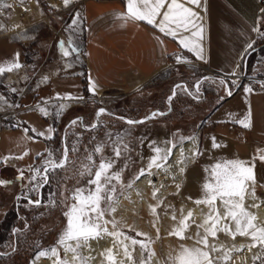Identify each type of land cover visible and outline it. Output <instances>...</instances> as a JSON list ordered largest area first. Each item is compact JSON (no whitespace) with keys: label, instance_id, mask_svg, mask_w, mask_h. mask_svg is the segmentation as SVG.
Wrapping results in <instances>:
<instances>
[{"label":"rangeland","instance_id":"1","mask_svg":"<svg viewBox=\"0 0 264 264\" xmlns=\"http://www.w3.org/2000/svg\"><path fill=\"white\" fill-rule=\"evenodd\" d=\"M37 2L38 1L35 0L36 7L39 9L40 7ZM44 2L47 4V7L41 9L43 13L40 17L34 16L31 13L23 14L8 7H0V10L3 11V13L0 14V24L4 26L3 29H0V35L7 34L11 38L23 42L26 45L25 53L29 57L24 64L27 92L23 96L26 99L24 100L21 98V100H24L22 104L28 103L33 99L34 94L30 96L29 92L32 90H28V85L35 80H41L43 85L33 91H35L36 94L45 93L50 97H52L55 92L46 91V89L45 91H38L46 87V83L50 78L53 77L52 81L54 84H58L62 87L71 86L73 88L78 81L72 75H75L76 70L79 68L76 65V61L80 53L81 44L80 0H73L67 7L63 5L62 0H44ZM32 4V0H27V5ZM77 13H79V20L76 30L74 32L66 31ZM70 35L72 36L75 46L78 48V52L71 53L68 57H65L61 48L58 47V42L65 41V47H67V40ZM256 42H258V40L255 41V43ZM256 50L257 54L264 53V47L257 46ZM69 64H71V67L67 66ZM176 70L180 73L192 71L198 75L204 74L199 67L178 63L165 66L153 76L151 82L161 83L163 79L171 77L173 73L175 74V72H177ZM45 78L47 79L45 80ZM54 84L53 86H55ZM56 92L60 95H65V93H67L66 91ZM167 92L168 91H131L121 93L120 91L114 90L101 91L95 94L85 92V94L80 96L83 97V99L68 100V103H66L62 111L60 110V106H56L59 113H61L57 130V133L60 135L58 136V139H60V146L57 147V143L54 144L55 151L54 153L52 152V159L59 161L60 156H63L67 149L68 163L63 168H57L55 171L48 172V182L42 183L40 187V190L42 188V194L39 190V197L37 199L34 198L35 188L37 189V186L35 187L34 185H38L41 180L40 177H37V181H31L32 176L30 175V169L33 167L21 163L17 166H13V168H7L8 166H5L0 169V179L11 182L7 185L0 186V229L1 226L8 221L9 217L6 216L8 212L12 214H23L27 221L24 232H19L17 229V227L19 228L21 226V221L17 219L18 217L12 225L10 224L11 226L9 225L11 235L8 237L6 244L4 246L1 244L0 246V255L2 253L4 256L8 257L3 259L4 261L1 260L0 264H30L31 259L35 258L40 251L50 249L54 246L58 248L59 257L67 260L62 249L57 245V240L66 227L67 219L64 213L68 210L66 205L73 203L71 196L74 190L76 188H84L87 190L88 188L94 187L88 183L90 179L89 176L79 175V172L83 170L81 165L90 163L86 159L89 154L93 156V160L97 166L102 156L105 160L113 161L111 172H121V181L124 186L121 187L119 182L113 181L118 189V196L127 189V184H132L140 169H147L150 159L155 155L153 151L154 147L164 149L172 148L171 144L168 143L169 141L178 144L181 142V137H191L192 135H196L198 141L199 131L203 134L204 121L199 119L200 115H196L193 112V106L195 104H191L190 102L187 104V101L183 103L185 108L183 106L181 107L185 110L183 109V112L179 113L182 115L179 119L176 117L167 120V118L164 117L165 115H157L152 119L144 120L143 123L129 125L126 121L114 116L120 115L128 119H137L144 117L152 109H164V99ZM13 96H15V94L8 93L7 97L11 100V104L4 103V105H0V107H4L3 109L7 111H14L16 107H14L12 103ZM0 102L4 101L0 99ZM101 108H103L105 112L96 119V110ZM37 121L40 122L41 120L38 119ZM72 121H76V123L73 124ZM11 123L12 121L8 117L0 118V129ZM93 124L97 126L93 128ZM43 128L46 130V133L48 132L47 136H49L50 132L47 131L48 128L44 126V124ZM62 137L64 148H62ZM117 143L127 145V149H122L119 157L114 153V148ZM33 145H35V147L37 146L36 144ZM33 145L27 147L30 152L35 149H33ZM97 145L104 146L102 153H95L94 149ZM43 148L44 143L42 144V142H40L38 147H36V152L30 153L29 158L38 154ZM73 148H75V151L72 150ZM161 163L163 162L161 161ZM7 164L9 165L10 163L8 162ZM153 169L156 168L153 167L151 170ZM20 171H23L24 179H17L20 175ZM94 171L95 169H93V174ZM182 183L183 180L181 181V185ZM22 185L26 187L23 191L20 190ZM263 190L264 188L255 186L256 195L264 193ZM27 192L33 198L32 201L40 200L41 203L39 205L24 203L22 199L18 197L17 193L23 195ZM66 197L68 199H66ZM149 200L151 205L159 204V206L156 208L155 214H153L148 207L142 225L133 226L132 224H125L119 217L121 211H115L111 214L106 213L104 219H115L118 222V230L122 231L128 237L147 243L151 251L158 257L160 264H171L169 256H174L181 245L186 247H203V245H198L196 243L198 239L196 234L199 232L201 236L204 235L203 228H198L197 225L201 224L204 217L208 214L209 208L207 205H197L185 199L180 192V186L176 188V190L173 189L161 196L159 199H154L151 193ZM16 201L19 202V204L16 205ZM53 201L55 202L54 206ZM127 202L134 203V199L130 201L127 200L126 203ZM254 204L258 205V207H251ZM16 206L19 207L17 210H15ZM193 206L204 207L205 210L201 211L198 218H193L192 215L191 218L186 221L190 226L183 235L192 238L180 239L175 235H169L174 228L179 227L180 220L187 216L189 211L192 213ZM217 206H219V202H217ZM245 206L248 208L249 212L255 213L258 211L257 209L264 207V202L252 203V201H245ZM118 208L122 209L121 206ZM183 208L187 209L183 210ZM220 209L221 214H223V209ZM173 215H175V219L172 218ZM257 223L264 224L263 221ZM232 227H234V225H232ZM107 228L109 231H112L111 224H108ZM137 232L146 233L147 236H137ZM150 232L153 234L149 235ZM18 233L20 236H18L19 243L17 245L16 235ZM120 239L123 240V236L120 237ZM98 240H106L107 245L105 249H115L114 252L112 251V254L114 258L116 257V264L126 259L123 256L122 247L116 244L114 238L111 236L102 235L101 238L96 240H89L88 245H90L91 241ZM127 241L128 240H124V243L130 244V241ZM208 241L210 245H224V247L229 250L233 249V245L236 247L245 245L241 251H231L230 259L227 261V264H262V260H264V249L260 246L249 248L248 245H250L252 241L248 237L238 235L235 240H233L230 235L224 232H218L215 238L209 236ZM152 243H156L155 249L151 246ZM34 246H39V248L33 249ZM135 250L140 252V258L134 255ZM129 251L132 253L134 264H141L142 256L139 245L131 246ZM244 251H247V253ZM102 253H104V251L100 253L97 264H110ZM223 254L222 251L212 253V255L216 257H221ZM80 255L82 254L80 253ZM143 255L144 258L148 257L147 252H144ZM258 255L262 256V259L254 260L253 258ZM67 261H69V264H74L72 260ZM52 264H54V261ZM75 264L77 263L75 262ZM124 264L129 263L125 262ZM216 264H223V262L218 259Z\"/></svg>","mask_w":264,"mask_h":264},{"label":"crops","instance_id":"2","mask_svg":"<svg viewBox=\"0 0 264 264\" xmlns=\"http://www.w3.org/2000/svg\"><path fill=\"white\" fill-rule=\"evenodd\" d=\"M263 1L201 0L206 11L201 7L186 4L203 17L202 21H197L198 24L203 23L204 25L202 40L191 37V31L195 29L180 33L182 36H189L196 40L202 46L204 59H198L192 51L180 45L179 38L161 33L157 28L143 21H129L124 24L122 20L117 19V13L126 12L127 0H80L81 73L72 75L78 81L73 88L71 86L62 87L54 84L52 77L47 81L46 87L38 91H45V89L53 91L55 93L52 97H65L66 94L80 97L85 92L92 93L89 91L90 78L97 85L95 93L108 90L121 93L168 91L164 99L165 112H162L167 120L181 118L182 115L179 113L183 112L185 108L183 103L187 101V104L188 102L195 104L193 112L200 115L199 119L204 121L203 134L198 148H195V152L198 151L199 154L193 156L187 166L185 178L180 187L182 196L192 202L201 199L204 196L202 185L206 179L211 180V167L217 162L231 159L254 164L255 186L264 188V161L258 158L261 154L258 149L264 150V87L246 92L247 87L244 83L241 82L236 87V80H233L235 83L232 80H226L227 89L232 91L229 96L226 94L225 86L221 85L219 80L202 79L206 75H198L192 71L180 73L177 70L175 74L163 79L161 83L151 82L153 76L166 66L170 55L176 51H179L183 59H192L217 73H229L239 67L248 74L264 76V53H256V45L264 47V35L260 34L264 33V13L257 14ZM255 27H259L260 33L253 31ZM257 40L258 42L255 43ZM249 44L251 47H248ZM25 48L26 45L18 39L1 34L0 65L7 66L12 62L25 64L29 59ZM247 51L245 65H243V58ZM248 56H250V61L246 66ZM1 77L2 74H0V79ZM197 82H200L199 92L195 87ZM178 85L187 88L192 94L189 95L183 88H178ZM174 89L175 96L171 92ZM56 91L67 93L60 95ZM40 94L46 95L45 93ZM168 94L173 96V99L169 101L170 107L166 103ZM6 96V90L0 86V99ZM23 99L26 98L23 97ZM182 106L184 108H181ZM249 111L251 127L244 128L237 121L244 119ZM16 117L21 123V128L12 126L8 129H0V169L5 166L13 168L22 163L33 167L32 169L39 168L42 172L45 166L44 161L52 159V156L49 157L52 145L46 147V141L52 140L46 138L48 132L44 130L43 124L48 129L51 128L46 119L36 110H23L17 113ZM38 119L41 121L38 122ZM25 129L29 131L25 132ZM40 132L45 135H37ZM53 133L51 130L49 136L51 137ZM213 137L221 147H212ZM40 142L44 143V148L39 152L40 155L35 154L29 158L30 153L36 152V147ZM32 145L35 149L30 152L27 147ZM25 152L27 155H23ZM43 153L47 156L42 157ZM21 155H23L22 159L15 158ZM6 157L9 159H5ZM12 160L14 162L10 163ZM33 174L31 171L30 175ZM25 188L22 185L20 190L23 191ZM27 193L23 195L17 193V195L24 203L31 205L29 200L32 199ZM35 194L34 198L37 199L36 188ZM17 201L16 205L19 204ZM15 208L17 210L18 206ZM16 215L21 221V226L17 229L19 232H24L27 224L25 215Z\"/></svg>","mask_w":264,"mask_h":264},{"label":"snow or ice","instance_id":"3","mask_svg":"<svg viewBox=\"0 0 264 264\" xmlns=\"http://www.w3.org/2000/svg\"><path fill=\"white\" fill-rule=\"evenodd\" d=\"M23 3V0H20ZM63 5L67 7L70 5L73 0H62ZM193 5L196 7H201L202 10L206 11V8L202 6L201 0H127L126 12L117 13V19H120L126 24L129 21L137 22L143 21L150 26L157 28L161 33H164L173 38H179V43L182 47L187 48L189 51H192L198 59H204L202 55L203 48L197 43L196 40H193L189 36L180 35L181 32L191 31V37L203 39L204 25L203 23H197V21H202L203 17L199 13L194 11L192 7L186 6ZM0 7H10L3 0H0ZM27 10V9H25ZM264 11V10H262ZM79 13L76 17L73 18L72 23L68 26L66 31L74 32L76 26L78 25ZM123 26V24H122ZM3 25L0 24V29H3ZM253 31L260 33L259 27L253 28ZM264 35V33H260ZM159 39V38H157ZM162 43V41H160ZM65 41H59L58 47L61 48L63 55L68 57L71 53L78 52V48L75 46L72 36L70 35L67 40V47H65ZM251 47V44L248 45ZM181 57H177V62L181 61ZM71 67V64L67 65ZM21 67L19 63L12 62L7 66L0 65V74H3L5 71H12ZM235 73H233L234 75ZM47 78H45L46 80ZM199 83L195 85L196 91L199 92ZM233 83H235L233 81ZM220 84L225 86L226 94L231 95V91L227 89L226 82L222 79ZM264 86V84H262ZM97 85L95 81L91 78L89 79V91L95 94V89ZM178 88H183L182 85H178ZM185 92L189 95L192 93L189 92L187 88H183ZM246 92H251V88H246ZM175 89L173 90V96H175ZM173 96H170L168 99L171 101ZM64 99H83V97H72L70 94H66ZM64 105H60V110L62 111ZM42 114L47 115V110L43 107L40 108ZM105 110L103 108L99 109L97 112V117H99ZM59 114V113H57ZM157 115H164V113H152L150 116L145 117V120L152 119ZM250 111L244 119L237 121L244 128H250ZM144 121H133L128 120L129 125L143 123ZM73 124L76 121H72ZM97 125L93 124L92 127L95 128ZM29 129H25V132ZM35 131V129H32ZM47 131H51L48 129ZM39 136H44L45 133H37ZM50 139L51 137H46ZM181 141L186 139H191L190 137H181ZM171 144L172 148L176 147V144L172 141L168 142ZM103 145H97L94 149L95 153H102ZM212 147L218 148L221 147L220 144L216 142L215 137L212 138ZM172 148L164 149L160 147H154L153 151L155 155L150 159L147 169H140L139 173L135 176V180H139L144 175H151V169L163 168L164 163H166L172 154ZM127 149L126 144L117 143L114 148V153L117 157L121 155V151ZM75 151V148L72 149ZM261 153L258 158L264 161V150H259ZM198 151L193 152V156L198 155ZM23 155H27L25 152ZM23 155L15 157L16 159H22ZM37 155H40L39 153ZM183 157V151L181 153ZM52 156V153H49V157ZM5 159H9L6 157ZM86 159L90 162L89 164H82V171L79 172L80 176L87 175L90 177L88 183L93 185V188H76L71 196L73 203L66 205L68 210L64 213L67 224L65 229L60 234L57 245L64 248V251L71 252L73 254L72 261L79 264H86L88 258L80 255L79 250L83 247H89L88 241L101 238L102 235H108L114 238L116 244H119L123 249V256L126 258L130 264H134L132 253L129 251V244H125L124 240L130 241L131 246L139 245L141 249V264H150V258L155 255L154 252L148 247V244L144 241H140L131 237L126 236L122 231L117 229V221L106 220L104 219L105 214H111L116 211V208L113 206L116 202V196L118 194V189L113 181L119 182L121 187H123V182L121 181V172H111L113 168V161L105 160L102 156L98 166L93 160V156L89 154ZM161 161L163 163H161ZM179 162H183V159ZM68 163V152L65 150L63 156L59 161L48 159L44 161L43 172L41 169H30L33 171L31 181H37V177H40V180L43 183L48 182V172L55 171L57 168H63ZM93 169H95L93 174ZM184 169L181 168V172ZM207 171V169H206ZM211 180H207L202 185L204 196L201 199L194 201L197 205L205 204L209 208L208 214L204 217L201 224L197 225L198 228H203L204 235L201 236L197 232V241L198 245H203V247H186L181 245L179 250L174 256L170 255L169 260L171 264H216V261L219 259L223 264H227V261L230 259L231 251H241L245 245H240L236 247L233 245V249L229 250L224 247V245H215L209 244L208 237L211 236L215 238L218 232H224L231 236L233 240L239 235L243 237H248L252 241L249 248L260 246L264 249V224L256 222V217L253 213L248 211V208L245 206V197L250 196L253 199H256L255 196V184L256 178L254 173V164H250L247 161H242L239 159L224 160L222 162H217L211 167ZM17 179H24L23 171H20V175ZM11 183L10 181L0 180V186L7 185ZM153 182L150 180L149 184ZM131 187L132 184L129 183L126 185ZM179 188V185H177ZM158 189H154L152 196L155 198ZM19 199V198H18ZM66 199H68L66 197ZM219 202V207L217 206ZM30 204L39 205L40 200H29ZM55 202L53 201V206ZM157 205H149L150 211L155 214ZM251 207H258V205H252ZM220 208H223V214L220 212ZM192 216L191 211L188 215L183 217L179 222V227L174 228L169 235H175L180 239L192 238L185 237L183 233L190 226L186 221H188ZM175 219V215L172 217ZM112 225V231H109L107 225ZM234 225V227H232ZM155 226V225H154ZM15 231V230H14ZM158 231V230H157ZM123 236V240L120 237ZM137 236H147L146 233L137 232ZM159 238V237H158ZM71 242H74L71 243ZM210 249V250H209ZM223 252V256L216 257L212 253ZM144 252L148 253V257L144 258ZM110 264H116L115 258L112 254V249H105L102 253ZM41 257H56L54 264H69V261L61 259L59 257L58 248L52 247L51 249L42 250L38 253L37 259ZM262 259V256L258 255L253 258ZM118 264H124V261L121 260ZM264 264V260H262Z\"/></svg>","mask_w":264,"mask_h":264},{"label":"bare ground","instance_id":"4","mask_svg":"<svg viewBox=\"0 0 264 264\" xmlns=\"http://www.w3.org/2000/svg\"><path fill=\"white\" fill-rule=\"evenodd\" d=\"M24 4L27 5V0H25ZM12 10L20 12L19 10L16 9H12ZM190 138L191 139H186L176 144V147L172 149V154L170 155L169 160L166 163H164L163 168H159V169L156 168L150 170L152 173L151 175L146 174L142 176L139 180H134L132 182L131 187H127V189L124 192L120 193L116 197V202L113 206L116 208V211H121L119 217L122 219V221L125 224L128 223V224H132L133 226L142 225L143 219L145 217V213L148 210L149 205H151L149 196L151 195V193H153L154 189H158L154 199H159L161 196L172 191L173 189L176 190L177 185L181 187V181L184 180L185 178V169L187 167L186 165H188L192 161L193 152H195L197 136L192 135ZM182 151H183V157L181 155ZM182 159L183 162L182 163L179 162ZM181 168L184 169L183 172H181ZM150 180L153 182L151 185L149 184ZM255 196L256 199H253L250 196L246 195L245 201L248 202L252 201V203L264 202V193L260 195L255 194ZM131 199H134V203H128V202L126 203L127 200L130 201ZM259 205H263V204H259ZM120 206L122 207V209L118 208ZM263 208L257 209L258 211L253 213L256 217L257 222L263 221L264 223ZM186 209L187 208H183V210ZM202 210H205L204 207L193 206L192 207L193 218H198ZM151 234L153 233L150 232L149 235ZM71 243L74 244V242ZM106 245H107L106 240L91 241L89 247H83L79 251L84 257L88 258L86 264H97L99 255L102 251H104ZM151 246L155 249L156 243H152ZM60 248L62 249L63 254L67 258V260H72L73 254L71 252L66 253L64 251V248L61 246ZM130 248L131 245L129 244V249ZM112 251L114 252L115 249H112ZM244 252L247 253V251ZM37 255L35 256V258L31 259L30 264H52L56 258V257H41L37 259ZM134 255L140 258V252L138 250H135ZM150 260L153 261V262L150 261L151 263L160 264V261L156 255H153L150 258ZM123 261L124 263L126 262L130 264V262L127 261L126 259H123ZM76 263L79 264V261H77Z\"/></svg>","mask_w":264,"mask_h":264},{"label":"built area","instance_id":"5","mask_svg":"<svg viewBox=\"0 0 264 264\" xmlns=\"http://www.w3.org/2000/svg\"><path fill=\"white\" fill-rule=\"evenodd\" d=\"M7 5H9L10 9H16L19 10L21 13H27V14H33L34 16L40 17L43 11L39 5V9L36 7L35 0H33L32 5H25L23 0V3L20 2V0H3ZM38 3V2H37ZM39 4V3H38ZM27 9V10H25ZM264 1L261 3L257 14H263L264 11ZM177 57H180L179 51H176L175 53H172L167 60L166 66L172 65V64H178ZM81 63H82V55L79 53V56L77 57L76 65L79 67L76 70V74L81 73ZM179 63L187 64L189 66H195L202 69L204 75H210V76H218L225 80H236V81H242L244 85L247 88H251L253 90H259L263 88L262 84H264V76L259 74H248L244 70L237 67L236 69H233L229 73H217L213 70H211L206 65H201L197 62H194L192 59H181ZM25 65H21V67L15 69L14 71H5L2 74V77L0 79V86L4 88L8 93H13L15 96H13V106L16 107L14 111H7L6 109H3L4 107H0V118L8 117L12 123L7 126H3L2 129H8L10 127H18L21 128V123L17 119L16 114L23 111V110H36L38 111L48 122L51 130L53 132H57L58 126H59V116L61 113L57 110L56 106L60 105H66L68 103V100L70 99H64L61 97H50L47 95H35V91L38 87L43 85L41 83V80H35L33 83L28 85V90H32L29 92L30 96L34 94L33 99L25 104L21 103V98H23L24 94L27 92V84H26V77L24 72ZM233 73H235L233 75ZM12 76L13 80L10 78ZM212 79V78H211ZM4 102H0V105H4V103L11 104V100L6 96L1 98ZM43 107L47 110V115H44L41 113L40 108ZM55 109V110H54ZM59 113V114H57ZM24 131V129H23ZM52 145V141H46V147H49ZM14 161H10V163H13ZM39 177V176H38Z\"/></svg>","mask_w":264,"mask_h":264},{"label":"trees","instance_id":"6","mask_svg":"<svg viewBox=\"0 0 264 264\" xmlns=\"http://www.w3.org/2000/svg\"><path fill=\"white\" fill-rule=\"evenodd\" d=\"M38 1V3H39V5H40V7L41 8H43V9H45L46 7H47V4L44 2V0H37ZM249 61H250V56H248V58H247V61H246V66H248V64H249ZM204 92H206V91H204ZM58 136H60L57 132L55 133H53L52 135H51V140H52V147H51V153L53 152L54 153V151H55V146H54V144L55 143H57V147L58 146H60V139H58L59 137ZM201 137H202V133L199 131V133H198V141H197V146H196V148H198V146H199V143H200V140H201ZM53 140H54V142H53ZM57 140V141H56ZM50 151V150H49ZM47 153V152H46ZM46 153H43L42 154V157H45V156H47L46 155ZM35 187L37 186V185H34ZM40 192H41V194H42V188H41V190H40ZM27 195L30 197V199H33L32 197H31V195L30 194H28L27 193ZM36 194L34 193V196H35ZM19 208V207H18ZM8 214V215H7ZM6 214V216H8L9 218H8V221L6 222V224L4 223V225L3 226H1V229H0V246H1V244H2V246H4L5 244H6V242H7V240H8V237L11 235V232H10V230H9V225L11 224H13L14 223V221L16 220V218H17V215L16 214H12L11 212H8ZM18 219V218H17ZM10 225V226H11ZM18 236H20L19 235V233L16 235V240H17V245H18ZM37 248H39V246H34L33 247V249H37ZM6 249V248H5ZM8 257V256H7ZM6 256H4L3 254H1L0 255V261L2 260V261H4L3 259H6L7 258Z\"/></svg>","mask_w":264,"mask_h":264},{"label":"water","instance_id":"7","mask_svg":"<svg viewBox=\"0 0 264 264\" xmlns=\"http://www.w3.org/2000/svg\"><path fill=\"white\" fill-rule=\"evenodd\" d=\"M3 13V11L2 10H0V14H2ZM256 46H259V45H256ZM248 54V51L245 53V56H244V58H243V65H245V59H246V55ZM216 79V80H222L223 78H221V77H218V76H208V75H206V76H203L202 77V79ZM225 82H226V80L225 79H223ZM241 83V81H237V84H236V87L239 85ZM226 85H227V82H226ZM185 88V87H184ZM172 89H173V87H172ZM171 92H173V91H171ZM201 92V94H202V91H200ZM232 92V91H231ZM170 97V94H168L167 95V97H166V103H167V105H168V107H170V105H169V98ZM97 111H98V109L96 110V119H97ZM162 112H165V110L164 109H158V108H155V109H152V110H150L144 117H141V118H137V119H128V118H126V117H124V116H120V115H114V116H116V117H118V118H120V119H122V120H124V121H128V120H133V121H144L145 119V117H147V116H150V114H152V113H162ZM79 118H80V116H79ZM68 123V122H67ZM62 139V148H64V144H63V137L61 138ZM62 156H60V158H61ZM42 181L38 184V186H37V194H38V197H39V190H40V187H41V185H42Z\"/></svg>","mask_w":264,"mask_h":264}]
</instances>
